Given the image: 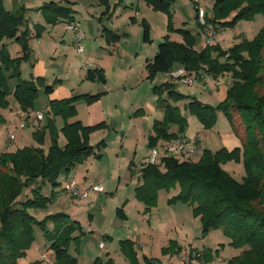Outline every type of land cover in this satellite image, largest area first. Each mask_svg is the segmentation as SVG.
I'll use <instances>...</instances> for the list:
<instances>
[{"label":"trees","instance_id":"trees-1","mask_svg":"<svg viewBox=\"0 0 264 264\" xmlns=\"http://www.w3.org/2000/svg\"><path fill=\"white\" fill-rule=\"evenodd\" d=\"M139 1L155 12L171 16L173 0ZM98 3L105 9L102 14H107L108 0H98ZM38 11L43 20L51 25L59 21L73 22L74 19L72 10L58 2L45 3ZM24 12L23 6L16 11L8 10L0 0V124L5 122L1 111L9 108V96L12 95L23 112L32 109L40 89L48 96L57 82L48 85L39 77L31 80L20 77L18 66L29 58L27 43L32 38L24 27ZM255 15L262 16L263 25L252 40H244L227 51L211 45L198 51L195 50V36L179 29L176 32L181 35L182 42L163 37L155 56L145 64L148 79L157 73H171L176 66L182 67L195 79L202 74L213 78L231 75L232 82L226 97L215 107L179 94L172 83L154 87L152 91L158 97L157 106L163 111V120L153 122V135L148 138V148H154L158 141L169 142L184 134L186 120L179 108L172 105L183 100H188L187 112L204 129H211L216 123L217 113H221L239 141V147L231 151L221 148L216 152L205 149L196 162L163 157L141 169L142 183L135 189V197L149 207L155 203L159 190H167L177 184L178 193L168 202H181L191 207L193 215L199 219L202 237L210 231L221 230L231 246L243 249L229 264H264V0H215L210 16L205 18L214 27L228 28L238 21L251 20ZM139 25L142 42L151 43L148 22L142 19ZM168 27L171 30V26ZM39 28L44 30L40 25ZM102 36L109 45L119 39L118 35L105 28ZM7 39L21 45V57L14 59L9 56L3 43ZM9 76L16 78L12 93L7 87ZM86 78L105 83L101 69L87 70ZM165 93L166 98H163ZM101 95L82 94L49 101L46 125L37 126L31 134L36 144L0 154V264H19L35 241V226L43 231L46 248L53 256L52 264H77V259L69 255L68 246L82 236L80 224L62 212L37 220L29 210L44 211L55 196L56 189L77 166L91 156L99 157L88 139L91 133L107 127L106 124L85 126L80 121L71 122L69 119L76 116L77 102L92 105ZM56 117L62 119L60 132L65 140L63 146L58 144ZM170 125L177 127L176 133H168ZM46 132L49 133L50 146L44 149ZM228 163L242 165L243 176L239 181L224 169ZM45 186L51 189L48 196L41 193V188ZM116 214L125 217L120 209L116 210ZM120 250L131 264H139L135 244L131 240L121 241ZM200 253L196 259L208 264L206 251ZM189 258L192 259V254ZM142 262L157 264L156 260L146 256H143ZM91 264H112V260L96 258Z\"/></svg>","mask_w":264,"mask_h":264},{"label":"rangeland","instance_id":"rangeland-1","mask_svg":"<svg viewBox=\"0 0 264 264\" xmlns=\"http://www.w3.org/2000/svg\"><path fill=\"white\" fill-rule=\"evenodd\" d=\"M66 1H69L70 4ZM213 1L194 0V4L197 8L204 10L206 18V14L210 16ZM48 2H58L72 10L76 21L74 24L80 27L85 34L82 42V54L76 52L75 45L69 44L73 33L67 28L66 21H59L51 25L41 17L38 8ZM108 3L107 14L103 15L105 9L99 5L98 0H3V5L8 10L16 11L21 6L25 8L26 25L24 27L27 28L32 37L27 43L29 58L21 61L18 66L20 77L24 80L39 77L44 79L48 85L57 81L55 87H60V90H68L71 96L102 93L99 92V89H102L106 84V88L113 91L120 87L127 88L129 81L126 79V75L135 51L138 50L140 44L141 30L139 23L142 17L146 18L151 25L150 36L152 41L147 46H152L153 51L164 35L170 41L177 42L179 38L182 40L181 35L176 32L179 29L195 34V47L197 49L201 50L206 47L207 38L200 31V24L195 19L196 12L194 9L196 7L194 8L193 3L189 0H173L170 17L155 12L143 2H140L139 14L135 18L136 1L133 2L132 6H130L131 2L125 6L122 0H108ZM232 17L233 15L230 18ZM39 25L44 27V30H41ZM169 25L171 30L168 29ZM262 25V16L255 15L251 20L238 21L233 27H215V35L211 38L212 43L210 45L218 46L222 51H227L233 45L244 40H252ZM103 27L119 36L115 44L109 45L106 39L101 37ZM96 29L99 32H96ZM201 29H203L202 26ZM37 33L40 36L37 37ZM60 41H64L70 49L63 51ZM3 43L11 58L15 59L22 56L20 44L8 39L4 40ZM99 65L106 71V83L104 85H100L98 81L92 83L86 78L88 68L96 69V67L99 68ZM144 71L146 73L144 74L146 75L144 80L152 82L154 77L148 79L147 72ZM176 71L178 70L174 69L173 72L158 78L156 81L166 78L173 80L172 76ZM134 83L135 80L133 79L129 88ZM15 85L16 78L9 76L7 87L10 93L13 92ZM151 86L150 88H152ZM197 86L201 85L195 80L194 85L189 89L196 90ZM208 88L209 85L206 89ZM133 100L144 104L148 101V96L141 89L133 97ZM8 101L11 106L18 107L12 95L9 96ZM49 101L40 89L38 97L33 102L30 115L24 120L21 119L25 126L23 131L26 134L31 135L37 126L46 125V111ZM127 102L128 99L126 98V108L115 110L110 100L103 101L102 105L104 106L108 126L91 133L88 143L94 148L95 155L102 154L104 160L101 161L99 158L95 159L91 156L86 160V164L83 162L84 164L82 163L79 166L80 169L78 167L74 170L82 181L83 175L90 174L87 182L89 186H86V190L93 186H102L104 191L100 193L90 192L86 200L79 201L61 189L62 193H59L60 195L55 194L50 202L48 213L62 212L67 214L72 220L77 221L83 230L80 239L69 244V255L76 258L78 264H91L96 258H100L102 261L110 258L112 264H131L120 250V242L129 239L135 244L139 264H143L142 258L153 248L151 237L155 235V254L152 257L156 258L157 264H192L187 258L189 248L192 249L189 255L196 252L202 254L206 251L209 258L208 264H229L233 258L240 255L243 249L231 246L229 239L223 235L221 230L210 231L202 237L199 232V219L193 215L191 207L181 202H168L177 195V184L167 190H159L155 203L149 207L135 197L134 187L137 181L135 177H138L139 171L137 170L138 165L134 166L129 161L133 160L132 156L134 154L137 156L134 160L135 163L146 157L148 154L147 137L151 133V128L146 123L142 125L135 122L141 115L137 114L138 111H132ZM75 107L76 116L70 118L69 121L79 120L83 125L88 126L89 115L92 114V117H94L95 109H90V106L83 101L77 102ZM38 112L43 115L41 122L36 121ZM95 120H97V116L95 119L90 118V121ZM221 120L218 122L216 120L217 124L215 123L214 128H203L202 133L196 138L198 146L196 147L195 143L196 151L190 156L189 161H198L203 149L216 152L222 148V139L231 131L228 122L223 118ZM113 122H118L119 125L127 123L124 131L119 130L115 133L112 130ZM131 122H133V128L128 133L130 129L127 126ZM7 123L13 124V120L11 119L10 122L7 119ZM3 124H0V128ZM55 125L58 130V144L63 146L65 140L60 132L62 127L60 117L55 118ZM12 131L15 130L12 129ZM6 136L7 132L5 130L0 131V145L3 144V147H0V154L15 151L18 145L17 141H13L7 148V145H5ZM100 142H103V144H100ZM42 147L45 149V142ZM97 147L99 148L97 149ZM121 159L122 163H114L115 160ZM85 165L87 166L82 167ZM127 167L131 169L130 173L126 172ZM224 169L238 181L243 176L241 164L228 163L224 166ZM125 173H127L126 177ZM101 177L113 178V181L106 186L97 182ZM119 177L120 183L118 184ZM117 186L120 189L116 192ZM48 190H51L48 186L42 187L41 193L44 196L49 195L50 191L48 193ZM113 196L117 201H121L120 204L115 206ZM116 208L123 210L126 217L118 216L115 211ZM29 213L37 220H41L47 212L29 210ZM33 232L35 241L27 251L26 256L19 260V264H30L34 261H40L41 264H52L53 256L52 253H48L43 231L35 226ZM184 234L187 235L186 238ZM161 243H163L162 248ZM99 245H102V247L99 248Z\"/></svg>","mask_w":264,"mask_h":264},{"label":"crops","instance_id":"crops-1","mask_svg":"<svg viewBox=\"0 0 264 264\" xmlns=\"http://www.w3.org/2000/svg\"><path fill=\"white\" fill-rule=\"evenodd\" d=\"M122 1L124 2L123 4L125 6H127V4H129V2H131L130 6H132L133 2L136 1V6H137L136 15H135V18H136L137 14H139L138 13L139 5H140L139 3L141 1H139V0H125V1L122 0ZM214 1H213V3H214ZM66 2H69V1H66ZM190 2L193 3V7L195 8L196 5L194 4V0L190 1ZM196 8L194 9L195 12H196ZM206 16H208V15L206 14ZM142 19L146 20L148 22L149 26L151 27L149 21L146 18L142 17L141 20ZM75 22H76L75 19H73V23H75ZM67 24H68V22H67ZM140 30H141V28H140ZM200 31L203 32L201 27H200ZM96 32H99V30L96 29ZM101 32H102V30H101ZM190 33L195 36V34L193 32H190ZM83 35H84V38H85V34L84 33H83ZM164 36H166V35H164ZM101 37H103L102 33H101ZM163 37H162L160 43L163 41ZM195 38H196V36H195ZM197 39L199 40V38H197ZM139 41H140V44L138 45V50L135 51V54H134V56L132 58V62L130 63L131 66L129 68L128 74L126 75V79L129 81V83L127 85L128 86L127 88L120 87V88H118V89H116L114 91L106 88L107 84L104 85L106 83V75H105L106 71L100 65H99V68L96 67V69H101L102 70V72L104 74V78H105V83L104 84L100 83V85H104L102 89L99 87L100 88L99 92H102V95H101L100 99L97 102H95L94 104L89 105L90 109H95L94 110L95 111L94 112L95 116L92 117V114H90L89 115L90 118H94L95 119V117L97 116V120L90 121V118H89V122L87 124H89L91 126V125H94V124H97V123L104 122L106 124V126H108L107 117L104 114V112H105L104 106L102 105L103 101L106 100V99L110 100L113 103V107L115 108V110H118L120 108H122V109L126 108V98H127L128 99L127 103H129L128 106L130 107V109L132 111H138L137 114L141 115V117L138 120H135V122L136 123L138 122V123H140L142 125H144L146 123L148 125V127L151 128V133L147 137V138H149L151 135H153V130H152L153 122L154 121H162L163 120V111L161 109H159L158 106H157L158 97L153 93L152 90H153L154 87H157V86H159L161 84H164V83H172L174 85V87H175V91L178 92L179 94L184 95V96H188L189 98H194V99L200 101L201 103H203L205 105H208V106H211V107H214L215 105H217L218 103L222 102L225 99L226 92H227V90L230 87L231 82H232L230 74L219 75V76H217L215 78H213L211 76H207L205 74H202L200 76V78H198V79L196 78L197 82H199L200 85H201V86H197L196 90H193V89L190 90L189 89V87L191 88V86H193L194 84L191 85V86H187V85L180 84V83L175 82V81L170 80V79L168 80V78L160 79V81H156L158 78L168 75V73H157L154 76V79L152 80V82L151 81H147V80L145 81L144 80V77L146 78V75H144V74H146L145 71H144L145 70V64H146V62L150 61L155 56V54L157 52V46L158 45L155 47V49L153 51L152 50V46H147L146 43L142 42L141 33H140V40ZM206 41H207V39H206ZM177 42H182V40L179 38V41H177ZM160 43H158V44H160ZM60 44H62L61 47H62L63 51H67V50L70 49L69 46L65 45L64 41H60ZM69 44H72L74 46L73 37H72L71 42ZM210 44H208V45H210ZM206 45H207V43H206ZM195 50L199 51V49H197L196 47H195ZM134 68H135V70H134ZM179 69H183V68L180 67V66H177L176 70H179ZM88 70H89V68H88ZM133 79L135 80V83H134V85L132 87L129 88V85L132 83ZM92 83H96V82L92 81ZM208 85H209V88L206 89V87H208ZM150 86L152 88H150ZM141 89L148 96V101H146L144 104L142 102H136V101L133 100V97L136 94H138V92ZM166 94L167 93H165L163 95V98H166ZM70 96H71V94L69 93L68 90H66V89L60 90V87L56 88L54 86L53 92L50 95H48L47 98H48V100L51 101V100L65 99V98H68ZM187 103H188V100H183V101H179L177 103H172V105L177 106L179 108V110L181 112V115L186 120V128H185V131H184V135L186 137L192 139L194 141V146H195V143H196V147H197L198 143L196 141V138L199 136V134L202 133V130H204V129H203V126L199 123V121L194 116L190 115L187 112V110H186V104ZM129 112L131 113V111H129ZM19 113H20L19 107L11 106L10 103H9V108L8 109H5V110L1 111V114L4 117L5 122H4L3 126L1 125L0 131H4L5 130L7 132L8 130H10V131H12V129L15 130L13 132L14 133V137H15L14 141H17V144H18L15 150L23 148V147H31V146H33L35 144L33 139H32V137H31V135H28V134H26L23 131L25 129V127H24V129H18L17 128V121L19 122V119H18ZM38 113H40V112H38ZM217 118H218L217 122L220 121L222 118L225 119L221 113H217ZM7 119H9L10 122H11V119H12L13 120V124L12 123H7ZM36 121L38 122V120H36ZM76 121H79V120H76ZM113 124L114 125L112 126V130L115 133H117V131H119V130H121V131L123 130L124 131L125 125L127 123L125 125L124 124L123 125L122 124L119 125L120 123L113 122ZM132 124H133V122L129 123L128 126H127V128L130 129V130H128V133H130L131 129L133 128ZM122 126H123V128H122ZM214 126L212 128H214ZM229 129H230V127H229ZM176 131H177V127L176 126L170 125L168 127V133L169 134L176 133ZM230 131H231V129H230ZM44 142H45V149H47L50 146V140H49V136H48L47 132L45 133V136H44ZM147 143H148V139H147ZM166 143L167 142H164V141H158L156 146L154 147L156 152H157L158 160H160L163 157H166V155L164 153V146H165ZM222 143H223L222 148H224V149H226L228 151H231V150L239 147V141L232 134V132H229L228 134H226V136L222 139ZM10 144H11V142H7L6 139H5V145H7V148H8V146ZM0 147H3V144H1ZM147 147H148V144H147ZM196 147H195V151H196ZM151 150H152V148H148V154L146 155V157H144L143 159H140L138 162H136V163L134 162V160L137 158V156L135 154L132 156L133 160L129 161L134 166L138 165L137 170L139 171L138 177H135V179L137 181H136V184H135V187H134V192H135V189L137 187H139L141 185V183H142L141 182V178H140V171L146 164H149ZM203 150H205V149H203ZM202 151H201V153H202ZM11 152H14V151H11ZM116 156H118V155H116ZM98 158L101 161L104 160V157H103L102 154L101 155L99 154ZM98 158L96 157L95 159H98ZM119 162L122 163V159L121 160H115L114 163L115 164H119ZM129 162H128V165H129ZM84 163L86 164V161ZM87 165L82 166V167H86ZM79 166H81V165H79ZM79 166H77V168ZM78 169H80V167ZM118 171H119V168H118ZM126 172L130 173L131 169L129 167H127ZM127 173H125V177L127 176ZM89 176H90V174L83 175V177H82L83 181H82L81 177L77 176V172L73 171L70 175H68V178H65V180L62 181L61 187H59V189H56V191H55L56 195H60L59 193H62L61 189H63L64 183L66 181H68V180H73L76 183V187H77V190L79 192L85 191L86 190V186H89V184L87 183L88 180H89ZM98 180L99 181H97V182L103 183L106 186H108V184H111V182L113 181V178L108 179V178L101 177V179H98ZM117 183L118 184L120 183V177H119V180H118ZM118 186L115 189L116 192L120 189V187H118ZM49 191L50 190H48V193H49ZM116 195H117V193H116ZM46 196H48V195H46ZM120 202L121 201H117L116 198L114 197L115 206L117 204H120ZM49 205L43 211V212H47L46 215L51 214V213H48ZM136 205L138 206V204H136ZM117 209L118 208H116V210ZM121 213L126 217V214H125V212L123 210H121ZM46 215H43V217L46 216ZM199 232H200V230H199ZM184 236H185V238L187 237L186 234H184ZM127 240H129V239H127ZM151 243L153 244V246H152L153 248L150 251H148V253H146V252L145 253L147 254L146 255L147 257L152 258V259L155 260L156 258L152 257V255L154 256V254H155L154 253L155 252V247L154 246L156 245V236L155 235L151 237ZM101 247H102V245H99V248H101ZM162 247H163V243H161V248ZM191 250L192 249L189 248V252ZM189 252H188V255H187L188 260H190ZM48 253H51V252L48 251ZM77 264H78V261H77Z\"/></svg>","mask_w":264,"mask_h":264},{"label":"built area","instance_id":"built-area-1","mask_svg":"<svg viewBox=\"0 0 264 264\" xmlns=\"http://www.w3.org/2000/svg\"><path fill=\"white\" fill-rule=\"evenodd\" d=\"M197 20L202 26V30L204 35L207 37V45L212 42L211 38L215 35V27L205 20V12L204 10L197 8ZM67 28L72 31L73 33V43L76 47V52L78 54H82L83 45L82 42L84 40L83 31L80 27L76 26L74 23H68ZM173 80L176 82L191 86L195 83V77L193 75H188L183 69H179L178 71L174 72L172 76ZM31 109L27 111H23L19 113L18 119V129H24V123L21 119H26L30 115ZM43 119V115L41 113L36 114V120L41 121ZM7 142H13L15 137L13 131H7ZM195 152L194 141L184 134H179L177 137L169 142H167L164 146V153L166 156L176 157L181 160H189L190 156ZM158 161V156L155 148H152L149 163L154 164ZM63 191L68 193L73 198L78 199L79 201H84L87 199L88 194L90 192H102V186H93L87 189L84 192H79L76 187V183L73 180H68L63 185ZM197 254H192V259L189 260L192 264H203L199 262L197 258Z\"/></svg>","mask_w":264,"mask_h":264},{"label":"water","instance_id":"water-1","mask_svg":"<svg viewBox=\"0 0 264 264\" xmlns=\"http://www.w3.org/2000/svg\"><path fill=\"white\" fill-rule=\"evenodd\" d=\"M190 1H193V0H190Z\"/></svg>","mask_w":264,"mask_h":264}]
</instances>
